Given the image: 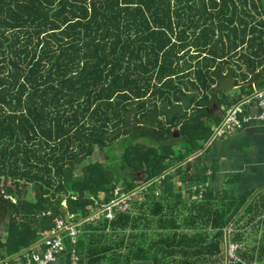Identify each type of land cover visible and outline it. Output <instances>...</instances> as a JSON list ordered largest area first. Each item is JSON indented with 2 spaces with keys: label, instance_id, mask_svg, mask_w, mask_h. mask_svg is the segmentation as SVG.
<instances>
[{
  "label": "trees",
  "instance_id": "obj_1",
  "mask_svg": "<svg viewBox=\"0 0 264 264\" xmlns=\"http://www.w3.org/2000/svg\"><path fill=\"white\" fill-rule=\"evenodd\" d=\"M263 6L0 0V261L48 237L54 218H85L92 199L108 202L116 188L140 189L142 199L111 222L84 223L74 246L65 241V264L71 250L78 264H222V229L235 208L245 212L233 241L246 242L239 222L254 205L210 192L203 166L195 177L185 165L208 140L215 106L264 87ZM115 145L119 169L107 163ZM96 150L105 161L90 160ZM188 176L205 188L203 200L191 201L190 189L183 199L176 183L189 184ZM107 229L122 239L93 248ZM262 241L240 256L264 263Z\"/></svg>",
  "mask_w": 264,
  "mask_h": 264
},
{
  "label": "crops",
  "instance_id": "obj_2",
  "mask_svg": "<svg viewBox=\"0 0 264 264\" xmlns=\"http://www.w3.org/2000/svg\"><path fill=\"white\" fill-rule=\"evenodd\" d=\"M232 67V66H231ZM253 93L257 87L253 84ZM239 87L236 85L232 88L233 93H238ZM250 96V95H249ZM226 106H215L214 117L211 115L210 122L213 125L220 122L224 109ZM245 110L248 113L255 114L258 111V105L255 99H251L245 106ZM216 115V118H215ZM178 140V136H176ZM180 144H184V138L179 139ZM178 140V141H179ZM177 141V142H178ZM189 163H186V170L190 175L196 177L198 169L202 168L206 175V182L209 183L210 192H225L228 198L239 199L241 197H247L248 205H254L252 212L246 214L243 221L239 222L240 226L245 228L241 229L244 232L246 242L233 241V236L236 232H239L236 227V222L243 218L245 210L243 208H235L234 214L231 216V233L227 237V241L238 242L245 245V248L251 250L253 248H260L262 246V238L264 237V122L258 120H250L244 122L240 128L234 130L228 136L210 140L203 143L202 149L199 153L188 159ZM189 184L177 182L176 186H180L183 199L188 197L186 192L191 190V201L199 202L204 199L205 193L200 198L198 192L192 190L198 187L199 181L188 176ZM143 184L142 186H144ZM140 193V192H139ZM139 193L137 195H139ZM197 196L196 199L194 197ZM140 198L139 200H141ZM187 199V198H186ZM138 201V200H137ZM140 202V201H138ZM256 205V207H255ZM246 209V207H245ZM140 212L136 209H132L131 214L136 215ZM251 220V222H250ZM106 221V220H105ZM111 222V221H108ZM228 225V223H227ZM131 232L127 230L124 234L127 236ZM136 232H132L134 235ZM150 233V232H149ZM223 233V253L225 248L226 237ZM82 234V233H81ZM122 232L119 230L115 234L112 231L109 233V229L106 230L107 235L105 240L93 241V248L101 250L108 244L116 243L122 239ZM115 235V236H114ZM124 238L123 252L129 242L127 237ZM100 243V244H99ZM137 244V243H136ZM120 253V252H119ZM142 255V254H140ZM13 258V257H12ZM11 258V259H12ZM243 258V257H241ZM224 260V255H223ZM243 264H264L255 261L253 263L244 260ZM0 264H20L15 260H2ZM52 264H65V260L60 258L58 261ZM120 264V262H118ZM131 264H151L145 259L132 261ZM222 264H225L222 261Z\"/></svg>",
  "mask_w": 264,
  "mask_h": 264
},
{
  "label": "built area",
  "instance_id": "obj_3",
  "mask_svg": "<svg viewBox=\"0 0 264 264\" xmlns=\"http://www.w3.org/2000/svg\"><path fill=\"white\" fill-rule=\"evenodd\" d=\"M262 20L264 21V6L262 12ZM251 99H255L258 105V111L255 114L246 112V104ZM250 120H258L264 122V87L258 88L250 96L240 100L237 103L226 106L222 119L216 125H212L210 128V140L221 139L234 130L243 125L244 122ZM145 185L141 190L145 189ZM192 190L198 192V197H202L205 193V188L198 189V187ZM138 191L123 193L120 188H116L113 192V197L108 202H100L96 199L93 200L92 211L85 218L76 219L73 215H69L66 218H54L53 228L48 237L41 239L36 246L31 249H27L14 256L10 260H15L20 264H52L63 258L65 252V241L74 246L77 243L79 236L81 235V227L84 223H98L102 220L112 221L118 214L128 213L131 207V201L133 197L138 194ZM12 203H15V199L11 196L4 195ZM197 196L194 197L196 199ZM64 205V203H63ZM50 215V213H48ZM225 251L224 262L225 264H243L244 259L241 258L240 252L245 249V245L238 242L227 241V237L231 233V223L224 230ZM67 264H78L79 256L75 250H71L68 255ZM64 259V258H63ZM1 262V261H0ZM66 263V262H65Z\"/></svg>",
  "mask_w": 264,
  "mask_h": 264
},
{
  "label": "rangeland",
  "instance_id": "obj_4",
  "mask_svg": "<svg viewBox=\"0 0 264 264\" xmlns=\"http://www.w3.org/2000/svg\"><path fill=\"white\" fill-rule=\"evenodd\" d=\"M176 136H178L177 133H176ZM108 151L109 152H108L107 163L110 165V167H112L113 169H119V168H121V165H122L121 146L115 145L112 148H109ZM104 157H105L104 156V151H99V150L97 151L96 150L93 153V155L90 158V160L95 161V162L96 161L103 162V161H105V158ZM86 162L87 161H84L83 164H85ZM79 170L80 169H78V172H79ZM78 172L76 173V175L78 174ZM128 177H130V175L129 174H125V178H128ZM140 182H141L140 180L139 181H136V183L140 184V186H141L140 188H142L143 186H142V184ZM121 186H122L121 184L118 185V187H121ZM27 187H29V189L22 188V192H24V195L26 196L27 199H29V200H35L36 195H35L34 189L32 188V186H27ZM184 190L185 189H183L181 191H184ZM99 198H101V197H99ZM133 199L134 200H139L140 199V196L139 195H136V196L133 197ZM234 211L235 210L232 211V213H231L230 216H232L234 214ZM243 220L245 222L246 219H243ZM227 223H228V225H230V220ZM228 225L224 226V228L222 230H224ZM245 225H246V223H245ZM243 228H245V227H243ZM3 242H4V240H3ZM224 244H225V242H224ZM223 255H224V253H223ZM7 259H10V258H6L5 260H7ZM222 260H223V258H222Z\"/></svg>",
  "mask_w": 264,
  "mask_h": 264
}]
</instances>
